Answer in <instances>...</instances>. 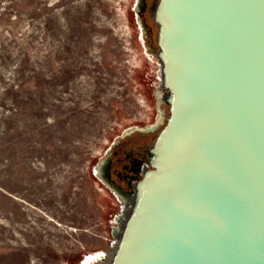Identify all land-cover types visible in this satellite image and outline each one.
I'll return each mask as SVG.
<instances>
[{
    "label": "rangeland",
    "instance_id": "374dc122",
    "mask_svg": "<svg viewBox=\"0 0 264 264\" xmlns=\"http://www.w3.org/2000/svg\"><path fill=\"white\" fill-rule=\"evenodd\" d=\"M132 2L0 0V264H109L130 205L95 165L158 114Z\"/></svg>",
    "mask_w": 264,
    "mask_h": 264
},
{
    "label": "water",
    "instance_id": "95a60500",
    "mask_svg": "<svg viewBox=\"0 0 264 264\" xmlns=\"http://www.w3.org/2000/svg\"><path fill=\"white\" fill-rule=\"evenodd\" d=\"M154 19L158 114L129 132L159 130L109 264H264V0Z\"/></svg>",
    "mask_w": 264,
    "mask_h": 264
},
{
    "label": "flooded vegetation",
    "instance_id": "af4514ba",
    "mask_svg": "<svg viewBox=\"0 0 264 264\" xmlns=\"http://www.w3.org/2000/svg\"><path fill=\"white\" fill-rule=\"evenodd\" d=\"M158 0H133V19L139 30L145 49L156 57L158 24L154 19V8ZM160 73V70H159ZM161 94L160 88L157 90ZM166 114L168 107L165 106ZM159 129H157L158 132ZM127 131L126 133H124ZM109 146L95 165V176L117 200L123 212L130 205L136 182L147 168L148 150L151 146L149 133L125 130ZM119 220V217L116 219Z\"/></svg>",
    "mask_w": 264,
    "mask_h": 264
},
{
    "label": "bare ground",
    "instance_id": "6f19581e",
    "mask_svg": "<svg viewBox=\"0 0 264 264\" xmlns=\"http://www.w3.org/2000/svg\"><path fill=\"white\" fill-rule=\"evenodd\" d=\"M62 115V114H61ZM20 163V162H19ZM23 168V167H22ZM122 230V229H121ZM121 233V232H120ZM97 256H98V254L96 255V256H91L92 257V259H91V261L89 262V264H91V262L92 261H95V260H97Z\"/></svg>",
    "mask_w": 264,
    "mask_h": 264
}]
</instances>
